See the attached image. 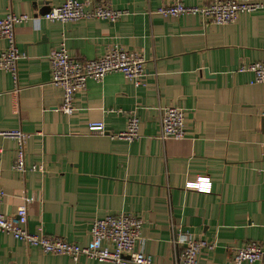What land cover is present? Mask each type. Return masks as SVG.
I'll return each mask as SVG.
<instances>
[{
    "label": "crops",
    "instance_id": "crops-1",
    "mask_svg": "<svg viewBox=\"0 0 264 264\" xmlns=\"http://www.w3.org/2000/svg\"><path fill=\"white\" fill-rule=\"evenodd\" d=\"M105 1L129 13L116 22L40 17L16 26L23 54L17 81L0 69L1 210L12 215L26 204L30 231L41 226L80 244L90 242L97 217L134 213L143 218L137 245L153 264H174L171 217L193 237L215 243L200 252V261L232 264L234 249L251 240L264 248V82L239 70L264 60V7L241 12L233 22L205 24L200 15L150 13L175 0ZM61 2L0 0V17L9 11L42 16ZM64 36L80 59L101 56L112 44L143 54V83L121 71L88 79L75 94L73 113L62 112L49 54ZM6 44L1 38L0 51ZM168 104L185 110L183 138L160 137L158 107ZM118 109L137 110L138 139L109 137L126 127ZM96 122L104 124V133L90 129ZM17 129L30 135L25 172L13 168L18 141L3 134ZM198 175L210 177V192L186 187ZM0 264L114 263L85 255L74 262L0 231ZM256 264H264V256Z\"/></svg>",
    "mask_w": 264,
    "mask_h": 264
},
{
    "label": "built area",
    "instance_id": "built-area-1",
    "mask_svg": "<svg viewBox=\"0 0 264 264\" xmlns=\"http://www.w3.org/2000/svg\"><path fill=\"white\" fill-rule=\"evenodd\" d=\"M264 7L261 0H207L203 5H188L182 0L151 9L150 13L180 16L183 14L200 15L203 23L225 24L233 22L244 11H255ZM128 9L115 8L105 0H62L58 6H52L42 16L9 11L0 17V39L7 44L0 51V69L9 71L14 80L18 78V62L23 54L16 41V26L29 19L44 17L51 21H67L82 18H101L116 22L128 14ZM65 36L59 45L49 54L51 82L62 89L63 99L60 110L71 114L75 110L74 100L77 91L85 89L88 79L102 81L110 72L121 71L135 82L143 83L146 75V58L137 51H130L118 44L109 45L104 54L92 59H80L71 55L66 46ZM240 71L249 70L253 73L252 82H264V60L243 63ZM117 112L126 115L127 123L124 130L109 133L111 138L133 141L140 137V116L136 109ZM162 139L183 138L186 135L185 110L176 104L160 105L158 107ZM264 130V110L260 112ZM91 130L105 132L102 122L91 123ZM8 137L18 141L17 155L13 164L15 170H27L25 160V144L29 134L22 130L3 132ZM43 167L40 166V169ZM32 169H38L32 165ZM187 188L210 192L212 181L209 176L198 175L186 183ZM4 189L0 186V205L3 202ZM28 208L22 204L15 214L4 213L0 208V231L11 234L16 239L24 240L31 246L38 247L45 253L67 254L74 262L80 256L100 261H111L114 264H153L154 257L139 248L137 243L142 238L143 218L134 213L121 212L97 217L90 228L91 239L87 244H80L67 238L45 233L42 227L32 232L27 227ZM172 237L174 247V264H211L200 261L198 255L204 248H213L215 243L204 238H195L185 232L171 217ZM264 256L262 243L251 240L234 249L232 264H256Z\"/></svg>",
    "mask_w": 264,
    "mask_h": 264
},
{
    "label": "water",
    "instance_id": "water-1",
    "mask_svg": "<svg viewBox=\"0 0 264 264\" xmlns=\"http://www.w3.org/2000/svg\"><path fill=\"white\" fill-rule=\"evenodd\" d=\"M48 10H49V9L45 10L44 13L47 12Z\"/></svg>",
    "mask_w": 264,
    "mask_h": 264
}]
</instances>
